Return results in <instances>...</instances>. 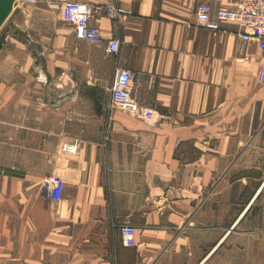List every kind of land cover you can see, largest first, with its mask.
Here are the masks:
<instances>
[{
  "label": "crops",
  "instance_id": "1",
  "mask_svg": "<svg viewBox=\"0 0 264 264\" xmlns=\"http://www.w3.org/2000/svg\"><path fill=\"white\" fill-rule=\"evenodd\" d=\"M64 1L15 0L1 25L0 264H264L257 41L236 21L196 25L209 0H76L127 10L93 15L89 41ZM119 66L133 73L125 107Z\"/></svg>",
  "mask_w": 264,
  "mask_h": 264
},
{
  "label": "built area",
  "instance_id": "2",
  "mask_svg": "<svg viewBox=\"0 0 264 264\" xmlns=\"http://www.w3.org/2000/svg\"><path fill=\"white\" fill-rule=\"evenodd\" d=\"M25 2L33 0H24ZM211 1L216 2L213 7ZM65 19L70 22L78 36L89 41H99V28L90 22L93 15L106 12L110 17H122L127 10L115 3L91 4L76 0L63 2ZM236 21L240 27V36L245 40L255 39L259 48L264 51V0H238L234 5L224 3V0H209L197 5L195 24L216 30L220 27L221 21ZM119 43L115 39L108 41L107 50L115 52ZM258 81L264 83V63H262L257 75ZM133 73L128 68L119 66L116 68L111 86L112 101L122 107L131 104V84ZM68 148H75L74 145H66ZM44 185L49 195L58 200L61 198L64 188V180L57 174H49L44 179ZM124 245L133 246L136 244V227L132 224H123L120 227Z\"/></svg>",
  "mask_w": 264,
  "mask_h": 264
},
{
  "label": "water",
  "instance_id": "3",
  "mask_svg": "<svg viewBox=\"0 0 264 264\" xmlns=\"http://www.w3.org/2000/svg\"><path fill=\"white\" fill-rule=\"evenodd\" d=\"M15 0H0V26L2 25V23L4 22V20L6 19L7 15L9 14L13 3ZM5 36L6 34L3 33L0 36V47L3 45L4 41H5ZM36 61L37 62H43L44 58L42 56L36 55Z\"/></svg>",
  "mask_w": 264,
  "mask_h": 264
},
{
  "label": "rangeland",
  "instance_id": "4",
  "mask_svg": "<svg viewBox=\"0 0 264 264\" xmlns=\"http://www.w3.org/2000/svg\"><path fill=\"white\" fill-rule=\"evenodd\" d=\"M1 27V29H0V31H4L5 29H4V25L3 26H0Z\"/></svg>",
  "mask_w": 264,
  "mask_h": 264
}]
</instances>
